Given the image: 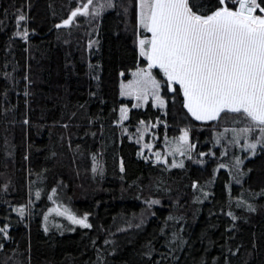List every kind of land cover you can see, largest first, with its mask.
Wrapping results in <instances>:
<instances>
[{
	"label": "trees",
	"instance_id": "obj_1",
	"mask_svg": "<svg viewBox=\"0 0 264 264\" xmlns=\"http://www.w3.org/2000/svg\"><path fill=\"white\" fill-rule=\"evenodd\" d=\"M83 2L0 0V226L7 224L10 236L0 240V264H264V196L258 195L264 151L246 158L250 153L224 139L217 143L225 126L240 125L231 118L194 120L179 87L168 92L159 69L153 73L165 85L166 108H133L120 83L146 66L138 55L135 0H115L100 17L78 15L57 29ZM197 3L207 12L216 0ZM19 12L28 18L22 22L27 42L14 35ZM122 106L128 119L118 124ZM185 128L193 159L167 157L169 164L183 161V168L138 155L150 138L162 151ZM93 155L102 176L92 172ZM237 156L244 159L239 182ZM30 160L39 164L37 172H29ZM52 189L57 195L49 200ZM55 200L88 215L91 227L46 231L44 216ZM21 206L23 217L14 210Z\"/></svg>",
	"mask_w": 264,
	"mask_h": 264
},
{
	"label": "snow or ice",
	"instance_id": "obj_2",
	"mask_svg": "<svg viewBox=\"0 0 264 264\" xmlns=\"http://www.w3.org/2000/svg\"><path fill=\"white\" fill-rule=\"evenodd\" d=\"M116 6L115 0H84L56 27H68L78 15L98 18L103 11ZM204 7L197 0H135L138 55L146 61V66L138 67L132 73L134 79L121 85L120 95L144 104L151 96L154 107L166 108V100L160 94L165 85L153 73V69H159L168 92L175 93L176 86L179 87L183 108L194 120L221 123L231 118L233 125H240L231 128L225 126L222 132L217 133V143L224 139L227 146L238 147L250 153L246 158H251L258 149L264 151V0H216L214 10L206 12L202 10ZM123 12L126 15L128 8L123 7ZM27 19L26 14L19 12L14 34L25 42L29 31L26 23L22 22ZM93 43L90 41L89 47ZM94 79L99 80V77L95 76ZM25 95H28L27 91ZM139 106V103L132 105L133 108ZM128 111L126 106L119 109L118 124L128 119ZM23 123L27 125L29 121L25 119ZM64 127L67 128V125ZM137 131L140 132L139 129ZM181 131L178 141L183 143L178 142L175 148H170L169 154H187L191 160L195 145L189 144V130L185 128ZM124 132L127 133L126 128ZM229 132L231 136L226 138L225 134ZM143 138L141 132L137 143ZM143 148L151 150L152 145L146 143ZM223 154H227V148ZM138 155L147 160L143 150ZM154 155L156 163L171 168L184 167L183 161L169 164L159 151ZM92 161V172L102 176L103 166L95 155ZM243 164L244 159L239 156L234 158V178L237 182L244 174L240 171ZM219 167L224 168L225 165L220 164ZM120 171L124 172L122 161ZM197 187L194 183L193 188ZM4 189H7V185H4ZM40 195L37 191L35 198L39 199ZM56 195L57 190L52 189L48 199L53 200ZM204 195L207 196V193ZM258 195L264 196V190ZM149 203L159 204V201L151 200ZM14 210L20 217L25 215V206ZM247 210L254 212L256 209L254 205L247 204ZM52 212L64 216L74 225L91 227L87 215L77 217L68 207H63V210L48 209L49 215ZM228 215L234 221L237 219L232 213ZM44 220H48V215L44 216ZM7 239L10 236L5 224L0 226V240ZM4 247L0 243V251Z\"/></svg>",
	"mask_w": 264,
	"mask_h": 264
},
{
	"label": "rangeland",
	"instance_id": "obj_3",
	"mask_svg": "<svg viewBox=\"0 0 264 264\" xmlns=\"http://www.w3.org/2000/svg\"><path fill=\"white\" fill-rule=\"evenodd\" d=\"M136 70H137V69H136ZM136 70H135V71H136ZM135 71H131V72H130V77H129L128 80H122V81H121V83H120V91H121V85H122V84H126L128 81H131V80L134 79V77L132 76V73L135 72ZM160 94H161V96H162V93H160ZM162 97H163V96H162ZM124 98L131 99L132 102H133V104L139 103V104H140L139 107H144V106L146 105V104H144L142 101H140V102L136 101L134 98H129V97H124ZM148 103H151L152 105H153V103H154L153 100H152V98H151V96H149ZM158 108H159V107H158ZM181 135H182V131H181L180 135L177 137V140H175V141L172 143L171 146L166 147V148H163L162 151L156 149L154 141L150 138L146 143H149V144L152 145L151 150H149V149H147V148H143V145L146 144V143L142 144V150H143L145 153H147L148 156H149L152 160H154V161H156V157H155L154 153L157 152V151H159V152L161 153V156L167 160V157L170 155V154H169V149H170V148H175V146H176L177 143L179 142V141H178V138H179ZM179 143L182 144L183 142H179ZM189 144H190V142H189ZM184 147H187V145H184ZM174 155H177L178 157H180V154H179L178 152L175 153ZM177 163H179V162H177ZM28 170H29V172H37V171L39 170V164H37L35 161H31V160H30L29 163H28ZM63 207H68V206H67L65 203H62V202H60V201H56V200H55V201L52 202V205L49 207V209H50V208H60L61 210H63ZM68 208H69V207H68ZM69 209H70V208H69ZM70 210H71V209H70ZM71 211H72V210H71ZM72 212H73V211H72ZM73 213H75V212H73ZM46 214L49 215V214H48V211H47ZM75 214H76V213H75ZM76 215H77V214H76ZM49 216H50V219L47 220L48 226L46 227V222H45L44 225H43V228H45V229H47V230H50L51 228H54V229H56V230L59 231V232H63V231L66 230V228H68V230H69V229H73V228H76V227H81V226H79V225H74V224H72V223H71L69 220H67L64 216H58L55 212H52ZM83 216H85V215H77V217H80V218H82ZM87 216H88V215H87ZM87 222L91 225V222H90L89 216H88V220H87ZM69 227H70V228H69Z\"/></svg>",
	"mask_w": 264,
	"mask_h": 264
},
{
	"label": "water",
	"instance_id": "obj_4",
	"mask_svg": "<svg viewBox=\"0 0 264 264\" xmlns=\"http://www.w3.org/2000/svg\"><path fill=\"white\" fill-rule=\"evenodd\" d=\"M70 14H71V13H70ZM70 14H69V16H70ZM69 16H68V17H69ZM62 22H63V21H62ZM62 22H61V23H62ZM61 23H58V24H61ZM56 28H57V27H56ZM61 28H65V27H61ZM61 28H57V29H61Z\"/></svg>",
	"mask_w": 264,
	"mask_h": 264
},
{
	"label": "built area",
	"instance_id": "obj_5",
	"mask_svg": "<svg viewBox=\"0 0 264 264\" xmlns=\"http://www.w3.org/2000/svg\"><path fill=\"white\" fill-rule=\"evenodd\" d=\"M30 84H31V83L28 81V82H27V85H30Z\"/></svg>",
	"mask_w": 264,
	"mask_h": 264
}]
</instances>
